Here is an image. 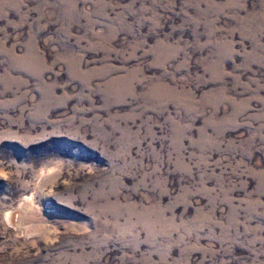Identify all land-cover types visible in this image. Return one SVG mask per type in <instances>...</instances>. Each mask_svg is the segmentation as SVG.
Returning <instances> with one entry per match:
<instances>
[{
    "label": "rangeland",
    "instance_id": "obj_1",
    "mask_svg": "<svg viewBox=\"0 0 264 264\" xmlns=\"http://www.w3.org/2000/svg\"><path fill=\"white\" fill-rule=\"evenodd\" d=\"M0 264H264V0H0Z\"/></svg>",
    "mask_w": 264,
    "mask_h": 264
}]
</instances>
